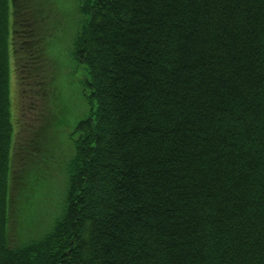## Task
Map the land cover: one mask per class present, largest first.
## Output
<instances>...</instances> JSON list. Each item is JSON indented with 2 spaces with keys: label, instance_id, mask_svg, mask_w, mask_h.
I'll use <instances>...</instances> for the list:
<instances>
[{
  "label": "trees",
  "instance_id": "1",
  "mask_svg": "<svg viewBox=\"0 0 264 264\" xmlns=\"http://www.w3.org/2000/svg\"><path fill=\"white\" fill-rule=\"evenodd\" d=\"M74 1L89 108L68 157L60 91L16 156L10 109V47L24 94L51 77L58 0H0V264H264V0Z\"/></svg>",
  "mask_w": 264,
  "mask_h": 264
},
{
  "label": "rangeland",
  "instance_id": "2",
  "mask_svg": "<svg viewBox=\"0 0 264 264\" xmlns=\"http://www.w3.org/2000/svg\"><path fill=\"white\" fill-rule=\"evenodd\" d=\"M76 6L74 0H58V3H54L52 6L53 9L49 10L46 15L44 14L47 33L45 32L43 21L42 29L49 39L45 43L46 39L42 38L39 43L42 48L44 47L43 54L48 57L44 58L46 59L45 67L47 65L50 66L52 75L50 77L45 74L43 81H41L42 78L32 80L25 94L21 85L23 82H21L20 70L16 64L12 46L10 47V109L14 135L13 152L15 156L17 155V149L21 147V151H23L29 141H37L32 134V130L39 129L42 131L46 123L54 125L50 122V117L46 118V115L52 112V108L50 111L49 107H51L55 89L62 93L61 104H63V107L56 115L59 119L65 116V120L61 131L58 130L57 132L56 128L53 127L52 131L57 133L53 134L54 141L60 142L61 140L62 144L66 145V150H68L67 147L70 145L66 156L70 157L72 154L70 134L74 131L78 121L87 115L89 108L83 94V90H85L84 66L72 54L74 35L82 21V16L77 12ZM10 19V24L12 25V15ZM52 38L53 40L50 42ZM52 85L54 88H52ZM23 86L25 85L23 84ZM25 88L26 86L24 90ZM31 143L34 144V142ZM62 160L63 156L56 167V172L52 176L48 172L46 183L40 187L38 193V195H43V197L48 196L47 214L49 217L53 216L57 211L62 191L66 184V179H64L66 177V163L62 162ZM29 206L28 198L27 207L29 208Z\"/></svg>",
  "mask_w": 264,
  "mask_h": 264
}]
</instances>
